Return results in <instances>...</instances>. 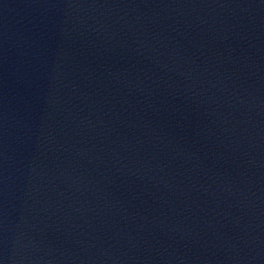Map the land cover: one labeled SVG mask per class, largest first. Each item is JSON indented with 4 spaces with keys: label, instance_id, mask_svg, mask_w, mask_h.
Returning <instances> with one entry per match:
<instances>
[{
    "label": "water",
    "instance_id": "95a60500",
    "mask_svg": "<svg viewBox=\"0 0 264 264\" xmlns=\"http://www.w3.org/2000/svg\"><path fill=\"white\" fill-rule=\"evenodd\" d=\"M0 264H264V0H0Z\"/></svg>",
    "mask_w": 264,
    "mask_h": 264
}]
</instances>
